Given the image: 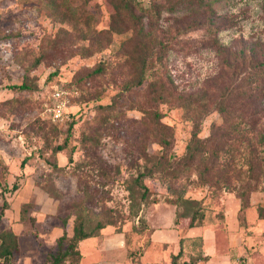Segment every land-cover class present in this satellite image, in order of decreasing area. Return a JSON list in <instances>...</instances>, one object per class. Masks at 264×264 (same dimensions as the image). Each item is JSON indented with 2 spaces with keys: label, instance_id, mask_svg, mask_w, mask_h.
Wrapping results in <instances>:
<instances>
[{
  "label": "rangeland",
  "instance_id": "obj_1",
  "mask_svg": "<svg viewBox=\"0 0 264 264\" xmlns=\"http://www.w3.org/2000/svg\"><path fill=\"white\" fill-rule=\"evenodd\" d=\"M168 1L132 0L136 25L125 0H0V235L17 234L12 264H46L81 219L96 232L85 261L107 239L115 264H172L180 248V262L264 264V0H219L197 25ZM56 88L69 100L54 123ZM196 126L208 144L187 162Z\"/></svg>",
  "mask_w": 264,
  "mask_h": 264
},
{
  "label": "trees",
  "instance_id": "obj_2",
  "mask_svg": "<svg viewBox=\"0 0 264 264\" xmlns=\"http://www.w3.org/2000/svg\"><path fill=\"white\" fill-rule=\"evenodd\" d=\"M132 0H125L123 4L124 12L127 14V16L136 24H140V16L137 15L134 10L132 9L131 5ZM219 0H177V3L175 1H168L167 8L171 12H179L182 14L185 18H192V23L197 25L201 24L199 21L198 11L200 9H204L206 11H213L215 10L216 3ZM137 5H140L139 2H136ZM177 4H181L180 7H178ZM142 8H145L141 5ZM148 13H151L153 16L159 17L161 14V10L157 5H153L152 7H148L146 10ZM200 22V23H199ZM141 26V25H140ZM143 31V28H140V32ZM255 66L260 70V73H264V59L263 60H255ZM11 87L15 88H29L30 85L27 82L22 83H15L10 85ZM220 109L222 111H225L226 108L223 106H220ZM159 111H155L154 115L156 119L159 120ZM256 120L259 121L256 117H254ZM57 123V122H54ZM248 125L245 124L244 127H247ZM209 138H202L199 135V129L194 128L193 134L190 138V141L187 144V150L185 153V158H187V162H192L193 160L197 159L199 155L202 154V152L205 150V147H207ZM162 143L168 144L169 140L166 137L159 138ZM64 148L63 145H58L57 150H62ZM214 153V152H213ZM215 156L212 158L214 159ZM70 159H72V156H70ZM26 158L23 159L22 164H25ZM173 167V166H172ZM174 168V167H173ZM171 169V166H169L166 171L169 172ZM212 169V164H210L208 167L205 168L204 175L207 176V173H209ZM143 175V174H142ZM19 180H16L14 183V187H18ZM141 184L144 186L143 190V197L147 196V193L149 191V188L145 183L141 181ZM177 203V201H175ZM4 205H7V200H5ZM264 212V207H262V210L260 213ZM264 214V213H263ZM194 219H192L191 222H193ZM103 222H99V227H104ZM96 232L88 231L85 227V224L83 222V219L76 221L73 226V231L69 233L67 230H64V232L59 236L58 239V246L55 251H49L46 264H79L82 259V251L80 248V241L84 238L94 236ZM18 248V237L17 234L13 231V229H9L6 232V235L1 234L0 235V257L4 263L12 264V254L15 249ZM183 249L180 248L177 253H175L172 257V264H194L195 258H190L189 260H185L183 262L178 261V257L182 254Z\"/></svg>",
  "mask_w": 264,
  "mask_h": 264
},
{
  "label": "crops",
  "instance_id": "obj_3",
  "mask_svg": "<svg viewBox=\"0 0 264 264\" xmlns=\"http://www.w3.org/2000/svg\"><path fill=\"white\" fill-rule=\"evenodd\" d=\"M90 237H96V236H90ZM90 237H87V238H90ZM87 238H84L83 240L80 241V248H81L83 256H82L81 262L79 264H115L114 257L112 256L113 255L112 252H114V251L112 250V248H110L107 245V239H105L103 241L98 240L97 242H95L96 249L102 251V254L100 255V257L97 258V260L85 261V259H84L85 254L82 250L81 244ZM153 261L154 260H152V261L149 260L148 262H146V264H157Z\"/></svg>",
  "mask_w": 264,
  "mask_h": 264
},
{
  "label": "built area",
  "instance_id": "obj_4",
  "mask_svg": "<svg viewBox=\"0 0 264 264\" xmlns=\"http://www.w3.org/2000/svg\"><path fill=\"white\" fill-rule=\"evenodd\" d=\"M55 103L48 106L53 121L59 122L65 119L66 106L69 100L68 93L65 89L56 88L53 92Z\"/></svg>",
  "mask_w": 264,
  "mask_h": 264
}]
</instances>
